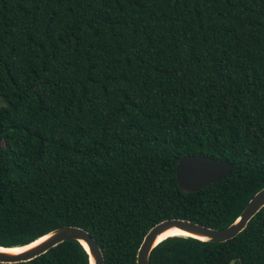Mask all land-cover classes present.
I'll return each instance as SVG.
<instances>
[{
	"label": "trees",
	"instance_id": "trees-1",
	"mask_svg": "<svg viewBox=\"0 0 264 264\" xmlns=\"http://www.w3.org/2000/svg\"><path fill=\"white\" fill-rule=\"evenodd\" d=\"M185 154L232 171L196 192ZM264 187V0H0V245L62 225L136 264L169 218L233 222ZM264 264V205L223 242L170 236L150 264ZM90 264L75 239L28 261Z\"/></svg>",
	"mask_w": 264,
	"mask_h": 264
},
{
	"label": "water",
	"instance_id": "water-1",
	"mask_svg": "<svg viewBox=\"0 0 264 264\" xmlns=\"http://www.w3.org/2000/svg\"><path fill=\"white\" fill-rule=\"evenodd\" d=\"M232 169L233 164L226 159H219L207 155L185 154L181 156L176 163L175 174L177 185L184 192H196L211 183L218 182L225 178L232 171ZM263 205L264 187L260 188L253 194L240 211L237 218L225 227L212 228L207 225L182 218L164 219L152 226L143 237L137 250L136 264H150L149 255L151 250L163 239L173 236L170 235L156 241L158 235L172 227L182 229L190 234L204 236L206 238L199 240L223 242L232 239L240 231H242L248 221L260 210ZM39 238L43 239L19 253L12 254L0 252V262L13 263L28 261L43 254L48 249L65 240L75 239L78 240L88 252L90 264H104V257L97 241L85 228L76 225H62L52 229ZM83 242H85L87 246H85ZM230 264H235V259H232Z\"/></svg>",
	"mask_w": 264,
	"mask_h": 264
},
{
	"label": "bare ground",
	"instance_id": "bare-ground-1",
	"mask_svg": "<svg viewBox=\"0 0 264 264\" xmlns=\"http://www.w3.org/2000/svg\"><path fill=\"white\" fill-rule=\"evenodd\" d=\"M170 235H180V236H184V237H189V236H192V237H195V238H198V239H206L204 236H198V235H194V234H190L182 229H179V228H176V227H172L168 230H166L165 232L161 233L160 235H158L156 241L160 240V239H163L164 237H167V236H170ZM43 238H39L33 242H31L30 244H26V245H22V246H13V247H3V246H0V252H7V253H19L29 247H31L32 245H35L36 243H38L39 241H41ZM85 246L86 243L83 242Z\"/></svg>",
	"mask_w": 264,
	"mask_h": 264
}]
</instances>
